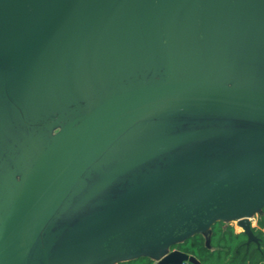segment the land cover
<instances>
[{
    "label": "rangeland",
    "instance_id": "1",
    "mask_svg": "<svg viewBox=\"0 0 264 264\" xmlns=\"http://www.w3.org/2000/svg\"><path fill=\"white\" fill-rule=\"evenodd\" d=\"M61 1L0 0V229L51 148L108 100L140 88L173 83L224 85L264 94V0L215 1L208 9L218 6L225 13L212 20L209 11L194 15L185 7L173 20L162 16L122 32L108 21L87 22L85 0L76 5L81 7L78 15L58 19L51 9L65 7ZM73 22L83 24L87 32L83 44L70 40L66 24L71 26ZM18 56L31 69L50 75L49 82L45 85L33 79ZM262 128L252 120L203 111L175 112L133 127L104 155L100 163L108 164L107 168L96 163L80 178L23 264H55L72 226L99 210L97 199H114L121 194L122 179L81 206L83 194L97 184L101 172L139 145L133 141L135 136L140 134L144 139L175 130ZM229 141L232 145L224 138L211 141L215 147L232 152L220 153L216 159L249 153L243 147L236 151L234 139ZM245 142V138H239V146ZM201 147L195 144L174 156L187 159L191 149L199 151ZM258 218L259 211L251 216L256 219L252 228L257 227ZM225 223L237 233L243 232L237 221ZM169 251L163 250L161 256Z\"/></svg>",
    "mask_w": 264,
    "mask_h": 264
},
{
    "label": "water",
    "instance_id": "2",
    "mask_svg": "<svg viewBox=\"0 0 264 264\" xmlns=\"http://www.w3.org/2000/svg\"><path fill=\"white\" fill-rule=\"evenodd\" d=\"M148 1L91 0L88 5L86 0L84 13L89 18L109 11H133ZM181 111L221 113L264 126V94L224 85L173 83L140 88L108 100L62 137L34 171L0 229V264L24 263L79 179L128 128ZM213 134V130L195 131L148 144L113 168L94 192L151 159ZM243 136L257 152L227 160L196 159L145 178L113 208L79 224L55 256V264H109L142 257L156 264H200L179 250L164 256L161 252L209 232L217 222L237 221L249 242H258L251 216L264 208V128L244 131ZM77 150L76 162L53 192L55 176Z\"/></svg>",
    "mask_w": 264,
    "mask_h": 264
},
{
    "label": "trees",
    "instance_id": "3",
    "mask_svg": "<svg viewBox=\"0 0 264 264\" xmlns=\"http://www.w3.org/2000/svg\"><path fill=\"white\" fill-rule=\"evenodd\" d=\"M79 1L81 0H62L61 4H64L65 7L57 6L56 8L54 6L51 12L58 19L76 16L81 12V7L76 6ZM82 1L78 5L83 4ZM215 1L220 2L222 0H151L138 6L133 11H109L101 14L100 17H91L92 15H90L89 18L100 19L104 22L108 21L110 25L117 24L121 32L131 28L132 25H140L143 21L149 22L162 16H167L173 20L175 13L181 11V8L182 10L186 8L192 9L194 15H205L209 11V19L212 20L222 17L225 13L218 6L208 9V5L213 4ZM231 1L236 2L238 0ZM90 2L91 0H87L88 5ZM88 5L86 4L84 8L86 9ZM48 11L50 12V9ZM225 17L226 15L223 19ZM69 25L66 24V27L70 29V40L72 42L78 40L80 44H83L87 34L83 30V24L73 22L71 26ZM18 58L21 66L33 79H37L36 81L41 84L49 82L47 78L50 75L31 69L19 56ZM252 230L258 242H249V238L244 232L237 233L231 225L225 222H217L206 235H195L184 242L176 244L175 247L179 251L197 259L200 264H264V208L259 211L257 227L252 228ZM120 264H154V261L150 258L142 257L132 261L121 262Z\"/></svg>",
    "mask_w": 264,
    "mask_h": 264
},
{
    "label": "flooded vegetation",
    "instance_id": "4",
    "mask_svg": "<svg viewBox=\"0 0 264 264\" xmlns=\"http://www.w3.org/2000/svg\"><path fill=\"white\" fill-rule=\"evenodd\" d=\"M181 112H186V111H181ZM175 113V112H174ZM171 113H168V114H163V115H160V116H156V117H153V118H150V119H147V120H143V121H140L138 123H135L134 125H132L130 128H128L120 137H118L106 150L105 152H103L96 160L95 162L89 167L92 168V166H94L96 163L98 164H101L100 166H105L104 168H107V165L103 164V163H100L104 157L105 154H107V152L119 141H121L125 136L126 134L135 126H138L139 124H141L142 122L144 121H148V120H151V119H156V118H159V117H163L165 115H169ZM164 121L161 122V125L162 126H165L164 128H167L168 125H166V123L163 124ZM263 128L264 126L261 125ZM206 130H213L215 131V134H213L212 136L208 137V138H205V139H202V140H198V141H194V142H191V143H188V144H185L183 146H180L176 149H173L171 150L170 152L168 153H165L161 156H158L154 159H151L149 161H147L146 163L136 167L135 169L125 173L124 175L120 176L119 178H117L116 180H114L109 186H107L106 188H104L103 190H101L100 192L96 193L95 194V190L97 189L98 185L103 181V179L107 176V174L117 165L121 162V160L123 161L125 158L129 157L131 154L135 153L136 151L140 150L141 148L147 146L148 144H151L153 142H156L158 140H162V139H167V138H171V137H174V136H181V135H184L186 133H191V132H179L177 130H175L174 132H166L164 134H160V136H156V137H147V138H144L142 139L139 135L135 136L133 138V141L136 142V143H139V145L137 146H133L135 147L132 151L128 152L126 154V157H117L114 165L108 169L107 171L103 170L101 172V178L100 180L97 182V184H95L94 186H92V188H90V191L87 192V190L85 191L86 194H83V202L81 203V206L83 204H85L86 202L90 201V200H94L98 197H100V195H102L105 191H107L108 189H110L111 187H113L118 181H120L121 179L123 180L122 181V184H121V189L120 192L121 194H116L115 198H108L106 196H103L102 198H99L97 199L96 203H97V206L99 207V210L98 211H95L94 213H92L91 215H94V214H97V213H100L102 211H105V210H108V209H111L113 208L115 205H117L119 203V201L132 189L134 188L135 186H137L138 184H140L145 178L153 175V174H156L158 172H161L162 170H165L167 169L168 167H170L171 165H177V164H180V163H187V162H191L193 160H196V159H216L218 158L217 155L220 154V153H232L231 152V149L230 150H226L224 148H219V147H215L213 144H211V141L213 140H220L221 138H224L225 140V143H231L230 141L227 142V139L231 140V138L234 139V142H235V150L236 151H239L240 149L244 150L243 148L247 149L248 152H253L255 151L256 149L251 146L248 142H245L244 146H239V138L242 137V139H244V136H243V130L242 131H239V129H237L236 131H223V130H220V129H205L204 131ZM259 130V129H257ZM195 132V131H194ZM197 145V144H200L202 145V147L200 148L199 151H195V149H191L193 151L191 152H188V154H186V157L187 159H181V157H177V156H174L175 154H177L180 150H183V149H186L188 147H194V145ZM232 145V143H231ZM243 147V148H241ZM206 154H210V156H207ZM224 154V155H225ZM210 157V158H209ZM106 158V157H105ZM116 158V157H114ZM222 158V157H221ZM181 159V160H180ZM173 162V164H171ZM171 164V165H167V164ZM88 169V170H89ZM87 170V171H88ZM86 171V172H87ZM85 172V173H86ZM84 173V174H85ZM83 174V176H84ZM80 181V179H79ZM78 181V182H79ZM78 182L76 183V185L78 184ZM76 185L73 187V189L76 187ZM72 189V190H73ZM72 190L70 192V194L72 193ZM89 193V196H87V194ZM69 194V196H70ZM68 196V197H69ZM67 197V199H68ZM110 200V201H108ZM90 215V216H91ZM89 216V217H90ZM83 219L85 218H80L78 220V223H76L75 226H72L73 229H71V231L74 230V228H76L77 226H79V224H81L83 222ZM78 224V225H77ZM69 225V224H67ZM69 226V227H70ZM70 231V233H71ZM69 236V235H68ZM176 245H173L170 247V253L173 252V251H176V250H179L178 248L175 247ZM63 247V246H62ZM61 249V248H60ZM151 259V258H150ZM154 261V260H153ZM154 264H156V261H154Z\"/></svg>",
    "mask_w": 264,
    "mask_h": 264
},
{
    "label": "bare ground",
    "instance_id": "5",
    "mask_svg": "<svg viewBox=\"0 0 264 264\" xmlns=\"http://www.w3.org/2000/svg\"><path fill=\"white\" fill-rule=\"evenodd\" d=\"M79 153L80 150H77L64 162V165L62 166L60 172L57 173L53 180V192L59 186V183L61 182L62 178L66 175L67 171L74 165L79 156ZM251 221L252 225L256 224V221L254 219H251Z\"/></svg>",
    "mask_w": 264,
    "mask_h": 264
},
{
    "label": "built area",
    "instance_id": "6",
    "mask_svg": "<svg viewBox=\"0 0 264 264\" xmlns=\"http://www.w3.org/2000/svg\"><path fill=\"white\" fill-rule=\"evenodd\" d=\"M169 253H170V252H167V254H169ZM167 254H166V255H167Z\"/></svg>",
    "mask_w": 264,
    "mask_h": 264
},
{
    "label": "crops",
    "instance_id": "7",
    "mask_svg": "<svg viewBox=\"0 0 264 264\" xmlns=\"http://www.w3.org/2000/svg\"><path fill=\"white\" fill-rule=\"evenodd\" d=\"M256 221V219H254Z\"/></svg>",
    "mask_w": 264,
    "mask_h": 264
}]
</instances>
